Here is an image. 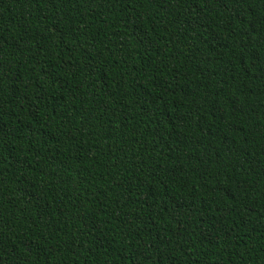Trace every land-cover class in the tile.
<instances>
[{"label": "trees", "instance_id": "obj_1", "mask_svg": "<svg viewBox=\"0 0 264 264\" xmlns=\"http://www.w3.org/2000/svg\"><path fill=\"white\" fill-rule=\"evenodd\" d=\"M0 264H264V0H0Z\"/></svg>", "mask_w": 264, "mask_h": 264}]
</instances>
